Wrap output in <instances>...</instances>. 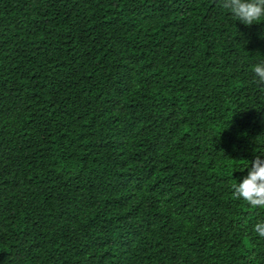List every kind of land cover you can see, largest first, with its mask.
Returning a JSON list of instances; mask_svg holds the SVG:
<instances>
[{
	"label": "trees",
	"instance_id": "obj_1",
	"mask_svg": "<svg viewBox=\"0 0 264 264\" xmlns=\"http://www.w3.org/2000/svg\"><path fill=\"white\" fill-rule=\"evenodd\" d=\"M259 62L220 0H0V264H264Z\"/></svg>",
	"mask_w": 264,
	"mask_h": 264
},
{
	"label": "clouds",
	"instance_id": "obj_2",
	"mask_svg": "<svg viewBox=\"0 0 264 264\" xmlns=\"http://www.w3.org/2000/svg\"><path fill=\"white\" fill-rule=\"evenodd\" d=\"M220 6L227 10L231 17L247 26L264 21V0H220ZM252 71L256 82L264 91V62L257 63ZM248 175L240 183L231 185L232 196L244 200L252 208H264V159L257 156L247 167ZM254 231L264 237V222H258Z\"/></svg>",
	"mask_w": 264,
	"mask_h": 264
}]
</instances>
